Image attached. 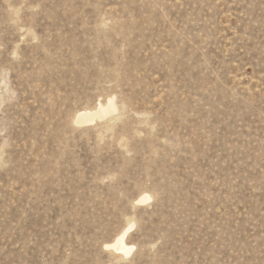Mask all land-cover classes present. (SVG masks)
Returning a JSON list of instances; mask_svg holds the SVG:
<instances>
[{"label": "rangeland", "instance_id": "rangeland-1", "mask_svg": "<svg viewBox=\"0 0 264 264\" xmlns=\"http://www.w3.org/2000/svg\"><path fill=\"white\" fill-rule=\"evenodd\" d=\"M0 264H264V0H0Z\"/></svg>", "mask_w": 264, "mask_h": 264}, {"label": "bare ground", "instance_id": "bare-ground-1", "mask_svg": "<svg viewBox=\"0 0 264 264\" xmlns=\"http://www.w3.org/2000/svg\"><path fill=\"white\" fill-rule=\"evenodd\" d=\"M116 110L114 103L109 100L107 103L99 104L97 108L90 110L78 111L74 116V122L79 125L92 124L96 120H103L107 118L111 113ZM149 199L148 195H143L139 199V202H143ZM130 227L123 230L117 235V237L107 246L115 251L122 253L123 255H129L133 250L132 245H127L125 242V237Z\"/></svg>", "mask_w": 264, "mask_h": 264}]
</instances>
